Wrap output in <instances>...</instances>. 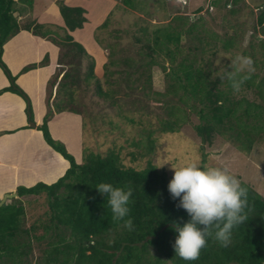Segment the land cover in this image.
Returning <instances> with one entry per match:
<instances>
[{"label":"trees","instance_id":"16d2710c","mask_svg":"<svg viewBox=\"0 0 264 264\" xmlns=\"http://www.w3.org/2000/svg\"><path fill=\"white\" fill-rule=\"evenodd\" d=\"M17 1L0 0V68L10 81V85L2 88L0 94L11 91L27 97L15 83L17 76L49 62L45 55L40 62L22 67L17 75L11 73L2 59L3 46L20 30H27L65 48L62 57L70 58L68 69L59 62L62 69L49 79L47 111L36 129L41 131L47 145L69 162V167L53 183L38 181L31 186L19 185L16 188L18 197L0 207V264H189L175 256L172 246L177 235L172 224L189 219L186 211L177 206L178 200H173L168 191L172 176L151 163L140 170L124 167L118 154L112 150L104 156L85 150L82 161L78 163L65 144L51 135L48 123L55 113L70 111L82 116L80 110L65 105L75 102L74 94L78 85L93 83L101 96L108 95L95 73L94 58L70 35L71 31L83 28L87 20L85 9L57 0L65 24L60 27L40 24L35 19L20 22L14 15ZM127 1L123 0V3ZM231 1L235 5L241 0ZM229 2L225 0L224 6L229 5ZM218 3L219 0H213L211 5ZM229 11L235 12L234 8ZM187 19L182 15H174L168 22L154 24L149 30L146 28L141 36L135 37L137 42L143 41L142 45L146 49L144 58H119L114 53L113 44L102 46L108 50L103 72L106 77L118 74L115 83L122 79L120 76L127 83L146 74V84L150 85V69L157 63L156 57L166 56L171 64L166 73L170 81L168 93L178 96V104L174 110L170 108L169 114L173 118L162 122V131L172 132L178 130L181 123L189 122L184 118L188 115L187 107L198 117L199 121L193 124V128L201 144H211L219 128L227 126L232 129L236 126V138L250 149L254 139H258L264 131L263 109L260 104L245 98L235 99L231 81L227 79L228 87L223 88L220 78L210 79V72L203 67L197 54L191 52V48L188 52L183 50L184 36L196 38L197 44L193 46L196 51L203 50L216 40L214 36H207L211 38L210 42L204 41L200 34H191L196 26L191 23L186 28ZM107 24L108 18L100 26L105 27ZM257 25L264 35V4L257 17ZM59 30L64 34H60ZM97 41L101 43L99 38ZM233 42L231 38L226 39L223 48L232 47ZM135 72H138V77L132 78ZM244 83L247 87L253 86L250 77ZM54 87L56 95L51 101ZM58 96L60 98L56 100ZM29 111V119L33 121L31 106ZM251 119L255 125L246 123V120ZM101 182L133 188L129 205V215L134 225L132 230L127 229L123 221L113 218L106 197L95 188ZM245 187L248 189V205L245 209L247 220L233 229L230 246L221 247L214 239H209L199 259L191 264H264V197L251 187ZM39 195H45L48 207L47 221L42 226L44 233L40 235L36 234L35 225L25 226V207L21 200L24 196ZM46 236L47 246L33 263V242L38 244Z\"/></svg>","mask_w":264,"mask_h":264},{"label":"rangeland","instance_id":"374dc122","mask_svg":"<svg viewBox=\"0 0 264 264\" xmlns=\"http://www.w3.org/2000/svg\"><path fill=\"white\" fill-rule=\"evenodd\" d=\"M95 1L98 5L92 10L98 11L100 15L102 12L105 19L108 18L107 26H99L93 32L94 39L102 50V64L107 61L108 53L102 46L109 47L110 44L114 45L116 57H133L136 60L144 58L146 49L142 45L143 41L137 42L135 37L141 36L146 28L149 30L154 24L166 23L172 16L182 15L188 18L186 28L195 23L196 28L191 34H200L204 41L209 42L211 38L207 36L216 37L203 50H194L197 40L193 37L184 36L182 44L185 52L191 48V52L197 54L203 67L210 72V79L220 78L223 88L228 87L227 78L223 74L225 70L231 71L237 56L250 57L253 60L254 71L250 74L242 73L252 79L253 86L247 87L244 83L239 91H235L233 87L231 90L235 99L245 98L260 104L264 112V35L261 27L257 25V17L264 0H241L235 5L230 0L226 7L225 0H219L216 5H211L213 0H129L126 4L123 0ZM22 3L25 4L22 10L17 9V5L14 13L20 22L33 19L31 11L35 14L45 6V0H23ZM198 8L201 9L197 10ZM230 8H234L235 12H230ZM27 11H30V15ZM46 24L56 26L52 23ZM59 33L64 34L61 30ZM98 38L102 44L97 41ZM228 38L234 40V44L225 49L223 44ZM59 48L58 64L61 62L68 69L70 58H63L62 52L65 48ZM156 60L157 63L150 69V85L146 84V74L134 78L138 77V72L133 74L134 79L131 82H127L129 86L122 76L115 83L118 74L106 77L102 66L97 71V76L107 96H101L93 83L77 86L75 102L65 105L82 113L84 151L104 156L112 150L118 154L124 167L140 170L151 163L169 176L174 174L170 165L179 166L196 158L209 166L227 167L240 179L243 186L251 187L264 197V131L258 139H254L250 149L245 148L243 142L236 138V126L232 129L227 126L219 128L212 143L203 145L193 128V124L199 121L198 117L187 107L188 115L184 118L189 122L181 123L178 130L162 131V122L171 117L170 108H176L178 96L168 93L170 81L166 73L171 65L168 58L160 55ZM61 69L59 64L57 71ZM49 90L48 80V94ZM59 98L60 96L56 100ZM246 123L255 125L253 119L246 120ZM21 200L25 207V226L28 228L35 225L36 234H43L42 226L47 221L48 209L45 195L24 196ZM48 236L38 244L33 242V263L47 246Z\"/></svg>","mask_w":264,"mask_h":264},{"label":"crops","instance_id":"0c3cea01","mask_svg":"<svg viewBox=\"0 0 264 264\" xmlns=\"http://www.w3.org/2000/svg\"><path fill=\"white\" fill-rule=\"evenodd\" d=\"M16 2L14 13L25 5ZM57 0H45V6L31 18L37 23H52L64 27V20L56 4ZM66 5L85 9L86 22L83 28L70 32L74 41L82 44L86 52L95 60V73L104 65L103 54L94 39L96 30L104 21V13L93 11L95 0H63ZM110 12V11H109ZM29 13L30 15V11ZM106 14V13H105ZM21 18V17H19ZM60 48L46 38L36 36L27 30H20L3 46L2 59L13 75H17L25 65L40 62L45 55L49 62L19 74L15 83L27 94L33 113L35 126L29 125L26 100L11 91L0 94V198L16 191L19 185L31 186L38 181L47 184L55 182L69 167V162L55 152L44 141L36 126L42 123L47 111V83L57 71ZM106 62V61H105ZM61 75L59 76V79ZM10 81L0 68V90L8 87ZM51 101L55 99L56 87ZM53 138L63 142L67 150L80 163L83 158V117L74 112L55 113L48 123Z\"/></svg>","mask_w":264,"mask_h":264},{"label":"clouds","instance_id":"9594fccd","mask_svg":"<svg viewBox=\"0 0 264 264\" xmlns=\"http://www.w3.org/2000/svg\"><path fill=\"white\" fill-rule=\"evenodd\" d=\"M252 71L253 60L237 56L231 71L225 70L223 76L231 81L235 91H239L247 79L241 74ZM170 166L174 174L168 183V191L189 217L183 223L172 224L177 234L172 246L175 256L191 264L199 259L209 239H214L221 247L230 246L233 229L247 220L248 189L224 166H209L196 158L179 166ZM95 188L106 197L113 218L123 221L124 226L132 230L129 205L133 188L109 182H101Z\"/></svg>","mask_w":264,"mask_h":264},{"label":"water","instance_id":"95a60500","mask_svg":"<svg viewBox=\"0 0 264 264\" xmlns=\"http://www.w3.org/2000/svg\"><path fill=\"white\" fill-rule=\"evenodd\" d=\"M24 99L26 100L27 103V114L30 116V111H29V106H30V102L28 97H24ZM29 125L34 127L35 123L33 121H29ZM18 197V193L17 191H13L10 193H6L3 197L0 198V207L6 203L7 201L11 200L12 198Z\"/></svg>","mask_w":264,"mask_h":264}]
</instances>
